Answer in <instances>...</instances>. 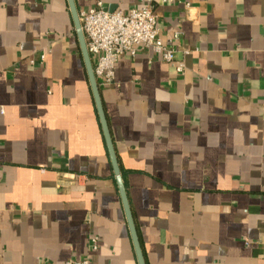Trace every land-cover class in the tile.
Listing matches in <instances>:
<instances>
[{"label":"crops","instance_id":"crops-1","mask_svg":"<svg viewBox=\"0 0 264 264\" xmlns=\"http://www.w3.org/2000/svg\"><path fill=\"white\" fill-rule=\"evenodd\" d=\"M154 10L101 88L146 263L264 264V0ZM87 257L139 264L68 1L0 0V264Z\"/></svg>","mask_w":264,"mask_h":264},{"label":"built area","instance_id":"built-area-1","mask_svg":"<svg viewBox=\"0 0 264 264\" xmlns=\"http://www.w3.org/2000/svg\"><path fill=\"white\" fill-rule=\"evenodd\" d=\"M173 0H144L142 5L129 12L109 11L104 0H93L94 5L79 11L87 49L92 60L94 73L100 88L116 84V67L125 56L136 57L151 49L164 61H175L176 50L162 38V30L154 6L171 3ZM45 59V55H41ZM34 63V62H32ZM177 72H184L185 64L179 62ZM99 239L92 238V249H98ZM66 264H91L89 257L72 259Z\"/></svg>","mask_w":264,"mask_h":264},{"label":"water","instance_id":"water-1","mask_svg":"<svg viewBox=\"0 0 264 264\" xmlns=\"http://www.w3.org/2000/svg\"><path fill=\"white\" fill-rule=\"evenodd\" d=\"M67 1L69 4L70 12L72 14L75 33H76L77 40L79 43V47L81 50V55H82L83 60H84L87 77H88V80L90 83V87L92 90L96 109L98 112V116H99L100 123L102 126L104 138L106 141L107 149H108L109 156L111 159L113 171H114V174L116 177V182L118 185V189L120 192V196L122 199L124 210L126 213V218H127V222H128L129 228H130L133 244L135 247L137 260H138L139 264H147L145 256H144V252L142 249L140 237L138 234L136 222L134 219V215L132 212V208H131V205H130V202L128 199V195H127V191L125 188L124 179H123L122 171H121V167H120V162H119V159H118V156L116 153V149L114 146L109 121H108L106 111L104 108V103L102 100V89L100 88V86L98 84L96 75L94 73L92 60H91V57H90L88 49H87L86 39H85L84 31L82 28V24L80 21L79 10H78L77 4H76V0H67Z\"/></svg>","mask_w":264,"mask_h":264}]
</instances>
